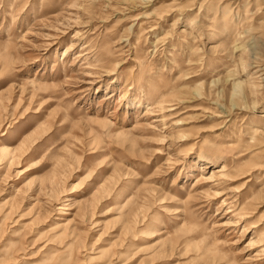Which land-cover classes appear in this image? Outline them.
Wrapping results in <instances>:
<instances>
[{
    "label": "rangeland",
    "instance_id": "rangeland-1",
    "mask_svg": "<svg viewBox=\"0 0 264 264\" xmlns=\"http://www.w3.org/2000/svg\"><path fill=\"white\" fill-rule=\"evenodd\" d=\"M0 264H264V0H0Z\"/></svg>",
    "mask_w": 264,
    "mask_h": 264
}]
</instances>
